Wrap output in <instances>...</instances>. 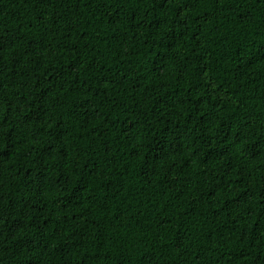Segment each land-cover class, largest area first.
Listing matches in <instances>:
<instances>
[{"label":"trees","instance_id":"1","mask_svg":"<svg viewBox=\"0 0 264 264\" xmlns=\"http://www.w3.org/2000/svg\"><path fill=\"white\" fill-rule=\"evenodd\" d=\"M0 264H264V0H0Z\"/></svg>","mask_w":264,"mask_h":264}]
</instances>
